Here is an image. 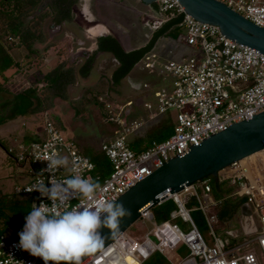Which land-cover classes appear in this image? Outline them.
<instances>
[{
  "label": "built area",
  "instance_id": "built-area-1",
  "mask_svg": "<svg viewBox=\"0 0 264 264\" xmlns=\"http://www.w3.org/2000/svg\"><path fill=\"white\" fill-rule=\"evenodd\" d=\"M217 1L264 29V0ZM155 5L156 12L146 20V28L155 32L170 18L182 15L176 43L193 52L182 61L167 60L160 64L161 73L170 78V86L154 93L153 106L144 104L147 120L152 124L170 117L172 134L134 152L129 147L128 136L143 128L146 121L128 119L129 108L117 111L108 103V95L100 97L106 110L103 120L118 129L114 139L100 145V152L111 166L110 174L99 183L98 198L101 199L116 201L169 159L183 156L210 136L264 112V54L226 39L218 27L197 22L184 13L176 0H159ZM158 62V55L151 50L134 67L153 71ZM142 88L146 89L147 85ZM18 149L15 162L28 167L30 182L16 185L13 192L32 195V207L42 203L51 206L47 197L33 190L34 185L43 182L51 187V181L64 180L72 174L65 169H59L54 176L46 171L47 160L53 155L67 157L78 165L79 174L98 181L94 163L79 152L73 140L56 127L47 113L37 140L19 144ZM261 153L262 163L246 157L219 171L215 179L226 181L236 189L227 198H244V204L249 207L250 216H242L240 210L238 213L241 234L227 226L222 237L216 235L215 227L219 225L216 209L222 200L214 198L210 180L205 179L169 197L176 205L170 220L152 223V228L138 239L129 237L126 232L119 235L83 264H143L156 253L164 256L169 264H264V148ZM7 154L12 155L13 149L9 148ZM192 198L208 225V243L187 208ZM77 202L71 201L72 204ZM79 203L86 205L88 201ZM141 218L152 220L150 212L143 213ZM178 218L187 229L175 223ZM181 246L186 254L174 262L169 254ZM41 260L22 250L19 240L0 239V264H38Z\"/></svg>",
  "mask_w": 264,
  "mask_h": 264
},
{
  "label": "rangeland",
  "instance_id": "rangeland-1",
  "mask_svg": "<svg viewBox=\"0 0 264 264\" xmlns=\"http://www.w3.org/2000/svg\"><path fill=\"white\" fill-rule=\"evenodd\" d=\"M98 2L99 0H88V12L93 17H95V19L98 17L97 14L106 15L109 12V9H106L104 6H100ZM119 3L120 7L110 8L120 21L119 24L116 23L118 26L115 24L116 28H118V30L123 33H131L132 35L135 34L138 36V41L140 40L142 41L141 43H146L151 32L145 26L146 20H150L148 6L144 7L138 2H135L134 5L132 0H124ZM81 6L82 2H78L75 8L74 19L77 25L83 26L85 21L83 15L80 13ZM38 14L45 16L41 24L45 40L42 43L36 42L33 45L34 53H29L20 48H15L11 52L14 60L17 62V66L9 69L3 78L0 77V85L4 91L0 92V102L11 98L12 94L18 93L28 87L35 86L36 82H38V80L47 72V69L45 68L47 64L50 63L51 68H54L61 61H63V58H66L68 49L70 47L73 51L76 49L75 45L70 46L69 43L63 39V35L56 38H50L48 27L52 20H50L51 16H49L48 9L41 8V12ZM67 29H74V27L69 26ZM138 44H140V42H138ZM51 47H54L53 52L48 53V50ZM186 49H188V51H186L187 54L189 52L191 53V49ZM67 61L69 62L68 57L66 58V63L68 64ZM122 82L123 83L121 87L118 89L119 92H121V95L109 98L108 103H111L112 107L117 111H125L129 107L134 113L136 110H138V114L136 116L129 115L128 119L132 118L130 120H134L133 118L142 119L143 121L146 120V118L144 119L143 116H138L142 115L144 110L142 106L140 107L141 100L144 99L142 97L143 95L133 93L127 87L126 81ZM105 87L106 86L104 82L96 75L89 80L87 78L81 80L78 79L77 85L73 84L72 86L68 87L66 101L53 99L52 107L47 112L27 117H20L0 126V140L3 146L13 149V154L10 157L6 150H4V147L0 146L1 194L14 198V187L16 185L24 186L30 182L28 177V167L26 165L22 167L18 166L15 162V158L19 153V144H24V142L28 139L31 140L32 138L36 137V133H39L42 130L45 113H47V116L51 120L60 126L62 133L66 137L74 139L76 148L83 156L95 157L101 153L100 145L104 140L113 135V126L110 124L107 125L102 121V108H100V106L96 103V100H98L104 105V103L100 101L99 95L106 89ZM104 109L105 107L103 110ZM165 131V129H162L159 132L160 135L157 133L154 134L153 137L145 134V131L142 137L137 140V142L144 143L146 145H149L152 141L158 142V138L156 137H161ZM171 134L172 132L170 133V136ZM135 135L136 133L129 135V142L135 141ZM215 181L219 183L221 194L224 197L230 196L236 190L234 187L229 186L226 181L220 182L213 179L212 183ZM190 202V206L187 207L189 210H191L190 215L200 233L208 243V225L203 217L202 212L197 209L195 200L192 198ZM239 220L240 219H238L236 216L229 223V228L233 232H237V234H241ZM18 221L20 222L21 220ZM174 221L180 226V228L184 230L187 229V225L184 224L179 218ZM152 223L155 222L153 220L149 221L145 218H140L126 231V234L132 238H141L152 228ZM222 226L223 225H218L215 227V233L218 237H222L223 235L224 228ZM13 239L19 240V237H15ZM184 251L185 250H183V252ZM169 255V258L174 262L183 257V254L178 250L170 252Z\"/></svg>",
  "mask_w": 264,
  "mask_h": 264
},
{
  "label": "trees",
  "instance_id": "trees-1",
  "mask_svg": "<svg viewBox=\"0 0 264 264\" xmlns=\"http://www.w3.org/2000/svg\"><path fill=\"white\" fill-rule=\"evenodd\" d=\"M42 0H0V77L3 78L5 72L17 66L12 51L15 48L24 49L29 53H34L33 45L36 42L42 43L45 40L41 24L45 18L44 15L38 14ZM62 1L60 0L53 7L56 11ZM74 1L71 2V6ZM152 6L156 7L155 4ZM72 16L66 14L64 17H56L53 20L55 25H60L63 21H71ZM182 15L167 20L151 37L149 42L142 48L125 52L118 41L112 36L100 37L97 40L98 51L111 55L116 59L118 65L110 74V77L103 80L105 90L100 95L109 92L108 90L118 93L122 80L126 78L132 71L138 61L154 47L159 37H168L176 40L180 35V24ZM95 57L91 56L83 62L77 69L74 66H67L66 61H61L57 66L48 70L35 86L28 87L22 91L12 94L11 98L0 102V126L13 121L20 117H27L39 113L47 112L52 107L53 99L67 100L68 87L75 84L77 77L86 79L93 67ZM0 92H4L0 85ZM99 95V96H100ZM100 108L104 105L96 100ZM54 122V121H53ZM55 123V122H54ZM56 127L60 126L55 123ZM165 129V133L158 138V142L167 139L172 132V121L170 117L163 118L157 127L151 129L148 136L153 137L154 134ZM160 135V134H159ZM36 138L28 139L24 144L36 141ZM0 146L4 147L6 152L9 148L3 146L0 140ZM129 147L134 152H139L143 148H139L138 144L129 143ZM12 156L11 154H8ZM95 165V178L98 183L102 182L111 172V166L108 159L100 153L95 157H88ZM210 180L212 193L215 199L222 200L216 209V215L219 225L225 229L227 224L238 216L241 206L245 203L244 198H227L222 196L219 183ZM192 200V199H190ZM190 200L187 207L190 206ZM32 195H16L14 198L0 193V239H13L19 237V233L23 230L25 224V216L32 209ZM189 209V208H188ZM176 210V205L172 200H167L150 210L152 220L156 224H161L170 220V215ZM18 220H21L20 222ZM193 220V219H192ZM194 221V220H193ZM195 223V222H194ZM196 225V224H195ZM225 226V227H224ZM197 227V226H196ZM198 229V228H197ZM199 230V229H198ZM10 233V234H9ZM183 246L178 251L186 254ZM143 264H169L166 258L158 253L151 256L149 260Z\"/></svg>",
  "mask_w": 264,
  "mask_h": 264
},
{
  "label": "water",
  "instance_id": "water-1",
  "mask_svg": "<svg viewBox=\"0 0 264 264\" xmlns=\"http://www.w3.org/2000/svg\"><path fill=\"white\" fill-rule=\"evenodd\" d=\"M138 1L146 6H152L159 0ZM176 1L184 13L197 22L218 27L226 39L264 54V29L247 21L224 3L217 0ZM263 148L264 112L210 136L183 156L169 159L115 201L123 203L131 212V215L124 218L120 224V235L136 223L143 213L150 212L153 207L165 202L170 196L179 194L185 187L209 177L216 179L220 170ZM240 214L250 216L251 212L246 204L241 206ZM150 217L152 218L151 213ZM100 231L106 237L105 247L84 257L82 264L116 240L107 238L110 236L109 229L102 228ZM38 264H44V261L41 260Z\"/></svg>",
  "mask_w": 264,
  "mask_h": 264
},
{
  "label": "clouds",
  "instance_id": "clouds-1",
  "mask_svg": "<svg viewBox=\"0 0 264 264\" xmlns=\"http://www.w3.org/2000/svg\"><path fill=\"white\" fill-rule=\"evenodd\" d=\"M47 162L46 171L53 176L59 169L72 174L67 179L51 181V187L43 182L33 186L51 201V206L34 204L19 233V247L41 258L44 264H82L84 257L105 247L106 237L100 230L109 229L107 238L116 239L122 220L131 212L123 203L98 198L100 184L79 174L78 165L67 157L53 155ZM72 200L78 202L72 204Z\"/></svg>",
  "mask_w": 264,
  "mask_h": 264
},
{
  "label": "crops",
  "instance_id": "crops-1",
  "mask_svg": "<svg viewBox=\"0 0 264 264\" xmlns=\"http://www.w3.org/2000/svg\"><path fill=\"white\" fill-rule=\"evenodd\" d=\"M124 0H99L98 4L100 6H104L106 7V9H109L108 14H103V15H97V19H95V17H93L91 14L90 15H83L85 24L83 26L81 25H77L76 21L74 19V16H72L71 21H63L60 26V29L57 31H53L50 32L51 27L49 25L48 27V31H49V36L50 38H56L59 36L63 35V39L65 41H67V43H69L70 46H74L77 48H81L85 51L87 50H91L93 51L94 49L97 48V40L100 37H105V36H112L114 37L118 43L121 45L122 49L125 52H130V51H134L137 49H140L142 47H144L149 40L151 39L152 35L155 32H150V37H148V40L146 41V43H141L142 41H138V36L135 34H127V33H123L120 30H118V28H116V23H120L119 18H117L114 14V12L110 9L111 7H120V3ZM126 1V0H125ZM133 4L135 2L140 3L141 5H143L144 7H146V5L142 4L141 2H139L138 0H132ZM135 5V4H134ZM149 9V17L152 18V16H154L155 12H156V7L154 6H148ZM152 15V16H151ZM116 24V25H115ZM69 26H73L74 29H70L68 30L67 28ZM115 26V28H114ZM118 26V25H117ZM150 31V30H149ZM133 37H132V36ZM138 42H140V44H138ZM78 43H81L80 45H78ZM54 47H51L48 50V53H52L53 52ZM72 48L70 47L68 49L66 58L70 56ZM152 51L155 52L158 57H159V65H157V67L153 70V71H144V70H140L136 67H134L132 69V71L129 73V75L124 78L122 81H126V85L129 88V90H131L133 93H137V94H141L143 95L142 97L144 98L143 100H141V104L140 107H143V112L142 115H138V116H143L144 119L146 118V125L143 126V128H141L140 130L136 131V135H135V141L132 142H128L131 143H135L139 145V148H144L146 146V144L144 143H140L137 142V140L140 139V137H142V135L144 134H149L151 129L155 128L158 126V123H151L150 121L147 120L148 117V112L146 110V108L144 107V104H151L152 106L154 105V93L159 91L162 88H166L168 89L170 86V78L166 75H163L159 69L160 64H162L163 62L167 61V60H173V61H182L188 57L191 56V54L193 53L191 50V53L189 52L188 54L186 53V51H188V49H186L185 47H181L178 46L176 43V40L168 38V37H159L154 45V47L152 48ZM190 51V50H189ZM187 54V55H186ZM44 58V57H43ZM66 58H63V61H66ZM85 60H82V62H79L78 64L74 65V63L72 64H67V66H74L76 69L78 67H80L83 62ZM68 62V61H67ZM118 63L116 61V59H114L111 55L109 54H101V55H97V58H95V61L93 63V67L92 70L89 74V76L87 77V79H92L95 75L100 78V80H105L107 78L110 77V74L113 72V70L117 67ZM45 68L48 70L51 69V65L50 63L47 64L45 66ZM136 71V72H135ZM142 73V74H141ZM6 74V72H5ZM4 74V76H5ZM78 79L81 80V78L77 77V82L75 83L77 85L78 83ZM123 83V82H122ZM147 85L146 89H143L142 86L143 85ZM122 85V84H121ZM109 92L105 93L106 95L109 96V98H112L113 96H118L121 95V92L118 93L117 92H112L110 90H108ZM102 94L100 95V97H103ZM112 105V104H111ZM130 116H136L138 114V110L135 111V113L131 110V108L129 107ZM103 118L106 115V111L105 109L103 110ZM102 118V121L105 124H110L111 126H113V135L111 137H108L106 140H104L103 142L106 141H110L112 139H114L117 136L118 133V129L116 127L115 124L112 123H108L105 122ZM132 119V118H130ZM134 120L136 118H133ZM136 120H142V119H136ZM143 121V120H142ZM134 133V134H135ZM39 133H36V137ZM34 137V138H36ZM69 139L73 140V142L75 143L73 138L68 137ZM33 139V138H32ZM129 139V136H128ZM76 144V143H75ZM238 219H240V216H237ZM227 226H229V223L227 224Z\"/></svg>",
  "mask_w": 264,
  "mask_h": 264
},
{
  "label": "flooded vegetation",
  "instance_id": "flooded-vegetation-1",
  "mask_svg": "<svg viewBox=\"0 0 264 264\" xmlns=\"http://www.w3.org/2000/svg\"><path fill=\"white\" fill-rule=\"evenodd\" d=\"M60 0H42V4L40 5L41 7L38 9V13L41 12V8H46L49 10V16L50 20H52V22L50 23V27L51 30L50 32L53 31H57L56 29H60V25H55L53 23V20L56 19V17L58 16L59 18L64 17L66 14L74 16L75 15V8L76 5L78 4V2H82V6L80 9V13L81 15H90V13L88 12V0H61L62 3L60 4L59 7H57L58 9L55 11L54 10V6L56 3H58ZM74 1V4L71 6V2ZM99 15V14H97ZM100 16V15H99ZM98 47V46H97ZM103 54V52L98 51V48L94 49L93 51L91 50H83L80 47L75 49L74 51L71 52L70 56H69V64L74 63V65L78 64L79 62H82V60H87L89 57L94 56L95 58H97V55H101Z\"/></svg>",
  "mask_w": 264,
  "mask_h": 264
},
{
  "label": "bare ground",
  "instance_id": "bare-ground-1",
  "mask_svg": "<svg viewBox=\"0 0 264 264\" xmlns=\"http://www.w3.org/2000/svg\"><path fill=\"white\" fill-rule=\"evenodd\" d=\"M248 159L255 160L256 162H260V163L263 162L261 151L256 152V153H253L252 155H250V156L248 157ZM243 160H245V159H243ZM220 171H221V170H220Z\"/></svg>",
  "mask_w": 264,
  "mask_h": 264
}]
</instances>
